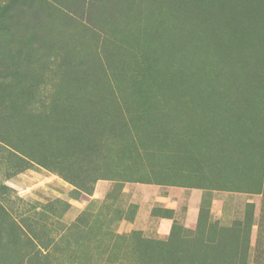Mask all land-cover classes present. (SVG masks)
I'll list each match as a JSON object with an SVG mask.
<instances>
[{
  "label": "rangeland",
  "instance_id": "rangeland-1",
  "mask_svg": "<svg viewBox=\"0 0 264 264\" xmlns=\"http://www.w3.org/2000/svg\"><path fill=\"white\" fill-rule=\"evenodd\" d=\"M0 139V264H264V0H0Z\"/></svg>",
  "mask_w": 264,
  "mask_h": 264
},
{
  "label": "trees",
  "instance_id": "trees-1",
  "mask_svg": "<svg viewBox=\"0 0 264 264\" xmlns=\"http://www.w3.org/2000/svg\"><path fill=\"white\" fill-rule=\"evenodd\" d=\"M0 142L1 143H4L5 145L7 144L4 140H1L0 139ZM7 146V145H6ZM11 149H13L12 147H11ZM14 150V152H16L17 153V155L19 154V157H20V160H21V162H22V164L24 163L23 162V157H27V155L28 154H26V152L23 150V148L21 147L19 150H15V149H13ZM21 163H20V166L22 165ZM19 166V168H21Z\"/></svg>",
  "mask_w": 264,
  "mask_h": 264
}]
</instances>
